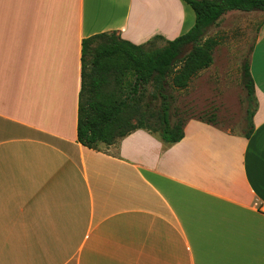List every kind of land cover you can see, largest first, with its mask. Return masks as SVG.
<instances>
[{
	"label": "crops",
	"instance_id": "0c3cea01",
	"mask_svg": "<svg viewBox=\"0 0 264 264\" xmlns=\"http://www.w3.org/2000/svg\"><path fill=\"white\" fill-rule=\"evenodd\" d=\"M188 10L0 0V264H264V25L249 139L193 119L172 146L142 130L77 142L82 40L172 41Z\"/></svg>",
	"mask_w": 264,
	"mask_h": 264
},
{
	"label": "trees",
	"instance_id": "16d2710c",
	"mask_svg": "<svg viewBox=\"0 0 264 264\" xmlns=\"http://www.w3.org/2000/svg\"><path fill=\"white\" fill-rule=\"evenodd\" d=\"M181 1L194 13L195 21L172 41L154 36L136 46L116 32L82 40L76 127L81 146L100 151L139 130L165 146L179 143L185 124L194 118L174 120L173 93L186 90L199 73L212 65L218 41L206 38L208 31L227 12H264V0ZM159 40L164 46L152 49ZM240 82L246 93V131L242 136L249 139L257 109L249 58L241 64ZM194 120L219 128L213 114L208 120Z\"/></svg>",
	"mask_w": 264,
	"mask_h": 264
},
{
	"label": "rangeland",
	"instance_id": "374dc122",
	"mask_svg": "<svg viewBox=\"0 0 264 264\" xmlns=\"http://www.w3.org/2000/svg\"><path fill=\"white\" fill-rule=\"evenodd\" d=\"M186 27L193 26L195 17L187 11ZM264 25V12H227L206 38L218 41L213 52V63L195 77L184 91H174V120L177 118L208 120L215 115L218 127L242 135L246 131V93L240 82L241 64L247 60ZM189 28V29H190ZM164 46L159 40L151 46Z\"/></svg>",
	"mask_w": 264,
	"mask_h": 264
},
{
	"label": "bare ground",
	"instance_id": "6f19581e",
	"mask_svg": "<svg viewBox=\"0 0 264 264\" xmlns=\"http://www.w3.org/2000/svg\"><path fill=\"white\" fill-rule=\"evenodd\" d=\"M144 18V17H143ZM135 20V19H134ZM131 21V20H130ZM136 26V25H135Z\"/></svg>",
	"mask_w": 264,
	"mask_h": 264
}]
</instances>
